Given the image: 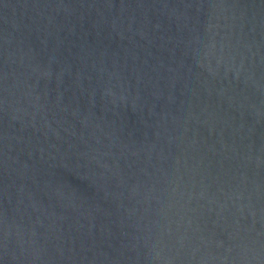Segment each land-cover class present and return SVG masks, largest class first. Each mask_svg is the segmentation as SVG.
<instances>
[{"label":"water","instance_id":"95a60500","mask_svg":"<svg viewBox=\"0 0 264 264\" xmlns=\"http://www.w3.org/2000/svg\"><path fill=\"white\" fill-rule=\"evenodd\" d=\"M0 264H264V0H0Z\"/></svg>","mask_w":264,"mask_h":264}]
</instances>
